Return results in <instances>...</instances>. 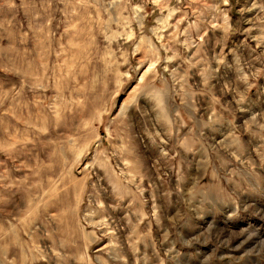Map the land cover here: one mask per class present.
Here are the masks:
<instances>
[{
    "label": "rangeland",
    "instance_id": "rangeland-1",
    "mask_svg": "<svg viewBox=\"0 0 264 264\" xmlns=\"http://www.w3.org/2000/svg\"><path fill=\"white\" fill-rule=\"evenodd\" d=\"M0 264H264V0H0Z\"/></svg>",
    "mask_w": 264,
    "mask_h": 264
}]
</instances>
